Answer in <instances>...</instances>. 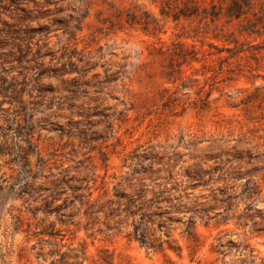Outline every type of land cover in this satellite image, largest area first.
Segmentation results:
<instances>
[{
	"label": "rangeland",
	"instance_id": "1",
	"mask_svg": "<svg viewBox=\"0 0 264 264\" xmlns=\"http://www.w3.org/2000/svg\"><path fill=\"white\" fill-rule=\"evenodd\" d=\"M63 67L73 71L60 76ZM8 86L21 101L0 93V184L14 192L0 201V264L264 262V234L223 223L222 207L188 233L192 211L163 204L168 212L151 226L163 221L155 235L168 243L152 247L117 223L122 215L87 224L72 206L61 222L30 214L39 202L19 191L29 177L12 159L38 170L41 158V180L66 169L73 180L57 203L73 184L97 203L115 200L143 167L184 182L185 167L204 161L207 183L185 190L198 208L220 188L238 192L253 167L264 211V0H0V92ZM219 236L240 247L212 252Z\"/></svg>",
	"mask_w": 264,
	"mask_h": 264
},
{
	"label": "trees",
	"instance_id": "2",
	"mask_svg": "<svg viewBox=\"0 0 264 264\" xmlns=\"http://www.w3.org/2000/svg\"><path fill=\"white\" fill-rule=\"evenodd\" d=\"M55 71H58V75L61 76L73 70H67L63 67ZM0 93H2L3 96L9 93L10 101H21L19 96L20 90L15 87L8 86L1 88ZM12 122H15V120H12ZM29 128H32V122L30 120ZM0 152L4 153L3 151ZM29 153H34V151L32 150ZM17 156L19 157L18 154ZM215 157L216 156L212 159H217ZM12 159H18L20 161L19 165L22 176L29 177V181H26V179H28L26 178L23 183L17 186L19 191L23 192L25 189H29V200L35 203L39 202V204H33L32 208H29L30 214L35 215L37 212H41L45 215H54L61 222L62 216L71 215L69 212H66V210L72 206L78 208L77 215L84 217L87 220V224L92 222V220L96 218V215L100 213L107 219H113L115 217L120 218V215H122L123 218L118 219L117 223L120 225L125 223L127 226H130L131 229L129 234L132 235V237L141 244H149L150 247H152L154 245L162 246L163 242L168 241V239L162 240L160 236L155 235L157 229L162 231L161 227L167 228V226L162 224L164 223L163 221H158L156 228L151 226L154 223L153 217H162L163 214L168 212L167 209H162L163 204L168 203L170 209L176 212H182L184 210L192 211V214L182 222L186 226V229H188V233L192 231L195 218L211 219L212 216L209 215L208 212L210 210L215 211L216 209V213H219L217 209L222 207V212L224 213L221 215L223 223L226 224L232 220L236 226L242 228L248 227L251 232L264 234V211L258 208L255 203L262 195V186L258 178L254 177L253 172L255 169L253 167L249 168V174L244 179V182L240 184V190L238 192H230L228 191V187L225 186L224 188H220L218 193L213 192L211 201L208 202L206 207L198 208L197 205L199 203H196L197 200L191 199L185 190L188 188H196L207 183L204 175L207 173L210 175L213 171L208 169V172V170L202 167L204 161H197L185 167L184 173L181 174L182 180L184 178V182L170 183L169 179L173 177L171 172H169L167 177L159 178L153 176L152 173H154V171L151 167H143L139 170H135L137 176L133 175L131 178H127L128 182L124 188H128L129 191L114 190L115 200H107L106 203H97V199H91V191L83 194L82 191L84 189H89L88 186L83 187L81 184H73L72 188L74 192L69 197L66 196L62 202L57 203L62 194L66 191L65 184L68 183L69 180H73V177L68 176L66 169L63 171L59 170L56 174L50 172L47 176H44V180H41L43 174L39 173V171L43 170L45 167L41 158H35V166L38 170L33 169L30 159L28 158ZM235 159L240 160L241 158ZM223 162V164L228 165L230 172L235 173V178H242L243 173L240 172V166L238 164L233 165V160L230 158ZM219 169H222V167ZM144 173L147 175L144 176ZM49 175L52 177H49ZM224 178L223 176L222 179ZM260 178H264V173ZM228 179L227 177L225 180ZM39 180L40 182L36 184ZM12 188L13 187L0 184V201L5 194L14 193L12 192ZM178 190H183V193L178 192ZM240 202H243L244 206L240 211H237L236 209ZM113 204L115 206H112ZM43 233L48 236L54 235L53 229L51 231L45 230ZM164 235L167 238L170 237L169 232H164ZM220 238V236L217 237L215 239V244L211 245V251L214 253L222 254L223 256V248H228L230 245H234L237 248L240 247V244H235L229 239L222 241ZM243 248L244 247H242V249ZM239 262L243 263L245 260L239 259ZM250 263L252 264L253 260H250ZM263 263L262 261L261 264Z\"/></svg>",
	"mask_w": 264,
	"mask_h": 264
}]
</instances>
